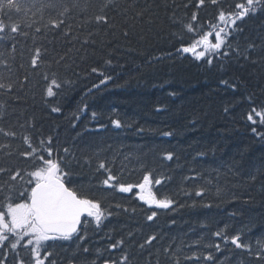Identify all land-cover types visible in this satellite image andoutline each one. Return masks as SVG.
Masks as SVG:
<instances>
[{"label": "trees", "instance_id": "obj_1", "mask_svg": "<svg viewBox=\"0 0 264 264\" xmlns=\"http://www.w3.org/2000/svg\"><path fill=\"white\" fill-rule=\"evenodd\" d=\"M17 2L19 12L0 11V202L9 185L20 202L38 155L47 159L51 147L67 185L104 210L99 225L86 217L73 240L44 242L46 264H264V124L247 119L264 109V0L201 59L181 51L198 39L184 27L192 14L193 27L208 31L244 0ZM53 79L60 87L49 96ZM29 143L37 155H22ZM109 174L113 186L103 183ZM144 175L169 208L140 200L139 188L119 191ZM27 239L16 250L6 242L0 257L30 250Z\"/></svg>", "mask_w": 264, "mask_h": 264}, {"label": "snow or ice", "instance_id": "obj_2", "mask_svg": "<svg viewBox=\"0 0 264 264\" xmlns=\"http://www.w3.org/2000/svg\"><path fill=\"white\" fill-rule=\"evenodd\" d=\"M204 2L205 0H199L197 7L203 5ZM211 2L215 4L217 0H211ZM260 2L261 0H244V2L235 5V12L225 13L224 11H220L217 23H209L207 25L208 31H204L203 25L193 27L192 22L197 20V14L194 12L191 16V21L184 27L187 32L193 36H197L198 39H194L187 47H183L181 51L183 53H191L196 59L218 53L222 46L225 45L226 38L230 35L226 29L234 28L236 21L242 20L250 13H255ZM5 8L8 10L15 9L17 12L20 11V5L17 0H0V11ZM95 19L98 22H106V17L103 15L96 16ZM50 23L54 27H59L63 21L52 20ZM5 27L6 25L0 20V32H3ZM17 30V25H11L12 32H16ZM212 37H214L215 42H213ZM38 56L39 49L36 51V57L32 59L34 66L37 63ZM208 63H211V60H208ZM92 71L95 72L96 69ZM107 79L109 78L105 77V80H102L100 83H105ZM3 86L0 85V87ZM8 87H11V85H8ZM59 87L60 84L53 79L47 88L48 95H54L53 88ZM58 110L53 109V111ZM254 117L261 124H264V109L259 111L252 109L247 119L255 123L256 119ZM114 123L119 126V121H115ZM165 135H171V133H165ZM50 143L51 139L49 138ZM43 144L44 142L41 141L42 148ZM29 148H31V151L24 152L22 155L26 157L37 155L38 150L33 148L30 143ZM43 151L47 153L48 158L45 159L43 154L38 155L39 166L34 171L28 173L30 179L27 183L30 188L18 192L15 197L20 202H14V197L11 195V190L14 187L12 185H9V194L5 196L3 202H0V247H4L6 242H8V247L16 250L21 241L25 237H28L24 247L32 246L30 252L34 264H45V260L51 256L50 252H46L42 258L41 252L45 247L44 242L58 238L64 240L71 239L73 234L77 233L78 226L82 222V217H93L97 225L102 222V218L104 217V210L98 201L85 198L75 188L66 185L65 179L68 174L61 167L62 161L52 158V148L47 147ZM65 152H67V149H65ZM167 158L172 159V153H168ZM104 167V164L101 163L100 168ZM4 171L6 170L0 168V172ZM19 176L20 172L18 170L10 179L15 181ZM112 182H118V178L111 174L103 181L107 186H113ZM151 183L150 175H144L142 183L137 185L119 183L118 187L119 191L125 193L131 192L134 187L139 188L140 200L145 201L149 205L154 204L158 208H169L172 204L171 200L157 199L150 191L147 195H144L145 189ZM160 183V180H155V184ZM156 215V212L153 211L147 219L151 221ZM216 235L220 236L221 233L218 232ZM13 238L14 242H11ZM150 239H154V237ZM119 243H122V241L111 245V247L116 248ZM232 243L237 248L247 247V245L239 242L238 236L232 237ZM217 248H219V245H217ZM121 259L126 262L128 257L125 255ZM206 259H211V255L206 257ZM0 264H3V262L0 261ZM18 264H25V261L21 259L18 261ZM52 264H55V262L53 261ZM104 264H117V262L115 260L111 262L105 260Z\"/></svg>", "mask_w": 264, "mask_h": 264}, {"label": "rangeland", "instance_id": "obj_3", "mask_svg": "<svg viewBox=\"0 0 264 264\" xmlns=\"http://www.w3.org/2000/svg\"><path fill=\"white\" fill-rule=\"evenodd\" d=\"M201 50H202V49H201ZM151 192H152V194H154L152 189H151ZM146 194H147V193H146V192H144V195H146Z\"/></svg>", "mask_w": 264, "mask_h": 264}]
</instances>
